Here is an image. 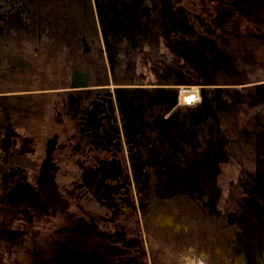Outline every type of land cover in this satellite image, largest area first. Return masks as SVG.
Here are the masks:
<instances>
[{"label":"flooded vegetation","instance_id":"1","mask_svg":"<svg viewBox=\"0 0 264 264\" xmlns=\"http://www.w3.org/2000/svg\"><path fill=\"white\" fill-rule=\"evenodd\" d=\"M194 1L0 0V231L35 235L33 197L55 188L19 142L49 98L59 133L45 142L65 150L76 135L95 151L74 188H104L103 236L123 264H264V78L240 93L167 66L194 36L178 26Z\"/></svg>","mask_w":264,"mask_h":264},{"label":"rangeland","instance_id":"2","mask_svg":"<svg viewBox=\"0 0 264 264\" xmlns=\"http://www.w3.org/2000/svg\"><path fill=\"white\" fill-rule=\"evenodd\" d=\"M175 6L179 5V2L191 3L192 0H170ZM204 3L199 4L200 0L194 2L192 6L188 5V11L185 12L184 16L181 14L178 17V26L183 30H188L186 27V22H192V25L196 28L193 31V38L187 37L183 40L181 44L182 52L185 56L176 57L173 54L168 55L167 66L170 69H174L175 64H180L185 61V58H194L193 55L200 54L202 51L204 53L219 52V54H225L220 47V42H215L214 38H210L213 32L223 30L230 31L234 29L238 31V27L241 22V18L254 17L256 21L263 19L264 21V0H203ZM181 2V3H182ZM187 5V4H186ZM170 12V8L167 7ZM173 12V11H172ZM186 20V21H185ZM259 32L264 33V26H259ZM248 31H241L239 40L235 44V49L239 54L241 61L243 59H251L250 63H253V69L251 70V75L248 77L246 85L244 87L240 86V83L234 85L236 89L241 88L245 91H253L262 82L260 80L264 78L262 75V70H260L259 65L264 64V39L254 38V36ZM188 33V32H187ZM189 34V33H188ZM174 38V43H176ZM213 55H216L213 53ZM193 88V87H192ZM31 101L28 98V103ZM45 106L47 107L49 113L40 112L37 106H33L34 114H32L33 124L35 126V132L31 136L29 134H23V139L19 140L21 146H25L34 156L38 159L42 166L51 167V170L44 168L38 171L39 182L38 186L44 187L49 181L54 180L55 188H50V191L46 188H38V192L34 195V203L42 204L38 208L39 214L43 217L38 218V240H36V246L39 248L34 250L33 254L38 256L42 250L40 248V243L42 244V238L44 239H54L53 246L51 245L49 249H54L57 247H62L63 242H67V250L77 251L82 249L84 254H82L81 259L85 263L89 264H123L126 261V257L114 254L115 246H118L121 241L119 239H107L103 235L109 228L103 226L104 221V211L109 210L107 206H100L99 195L105 192L104 188H98L95 181L89 182V186L86 188H74L78 184L76 174L79 171L88 174L90 172L91 166L90 161L97 160V155L93 148L84 143V140L77 138L74 135V145L65 150L61 145L55 144L54 150H49L46 144V135L50 133L58 134L57 130V119L52 120L50 117L51 112H57L59 110V105L56 101H52L49 98L45 99ZM53 115V114H51ZM12 116H10L11 118ZM12 120L17 121L19 125H26L24 120L18 116H13ZM30 123V122H29ZM54 125V126H52ZM33 130V129H32ZM25 131V130H24ZM80 144L86 146L87 156L89 157L88 162L85 163V153L80 150ZM50 157H48V154ZM54 155V156H52ZM28 165L26 160H24L25 168ZM29 166V165H28ZM87 176V175H85ZM70 181L71 188H58L62 187L64 180ZM75 184V185H74ZM79 186V185H78ZM28 191V190H27ZM25 193V192H24ZM27 193V192H26ZM24 195V198L27 193ZM30 198V196H29ZM50 201L49 203H46ZM46 203V204H45ZM45 211L44 213H42ZM49 210V214L47 212ZM47 212V213H46ZM48 214V215H46ZM57 238V239H56ZM76 239V240H74ZM79 242H78V241ZM30 247V246H29ZM37 253H36V252ZM45 252V251H44ZM6 249H4V257L8 259ZM36 253V254H35ZM17 258V259H16ZM14 258L18 262L25 263L27 260L26 252L20 250L17 257ZM50 262V263H49ZM55 257L50 255L47 264H54ZM74 264V262L69 258L67 264Z\"/></svg>","mask_w":264,"mask_h":264},{"label":"trees","instance_id":"3","mask_svg":"<svg viewBox=\"0 0 264 264\" xmlns=\"http://www.w3.org/2000/svg\"><path fill=\"white\" fill-rule=\"evenodd\" d=\"M196 1L194 2L196 3ZM200 1L202 2L197 4L199 6L201 3H204L203 0ZM259 23L264 26V21L256 22L254 20V17L250 16L248 18H241L238 31L231 29L230 31L219 30L213 32L210 38H214L215 42L221 43L220 47L222 48V51L225 52L224 55L223 53L219 54V52L204 53V51H202L200 54H198V56H196V54L193 55L194 58H185V61H182L180 64H175V66H173L174 67L173 70H177L178 75L183 79L184 78L190 79L191 83H196L203 79H207L211 82L230 83V84L239 83L241 81H247L248 77L251 75V70L253 69V63H250L251 59L249 58L243 59V61H241V58H239V54L233 48H235V44L239 40V36L241 35L242 30L243 31L247 30L248 31L247 33H250L254 36V38H257L258 34L256 33L255 27ZM213 53L216 55H213ZM180 56H185L184 52L180 53ZM259 68L260 70H262V72H264V64H260ZM27 99L28 98H24L23 101L28 102ZM34 105L38 107L40 112H42L43 106L41 103L38 104L34 103L33 106ZM42 204L43 203L39 204V207H41ZM44 212L45 211H43L42 209V213ZM47 212L49 214L48 209ZM43 216L39 214L38 218ZM38 228L39 227H37L35 235H31L30 231L22 232L21 229L18 228V225L17 226L15 225L13 229H9L5 233L0 231V264H47L50 255H52V257H55L54 264H67V260L69 258L74 262V264H89L83 262L81 259L82 254H84L82 249H79L77 251L67 250V242L62 241L61 238L59 239V241L63 242V246L62 247L56 246L54 249H49V248L51 245L53 246V242L55 238L54 239H47V237H45L44 239L42 238V244L40 243V248L42 247L41 249L44 250L45 252L44 251L41 252V254L40 255L38 254V256L34 255L31 247H33L34 250L38 252L37 249L39 247L35 245L36 244L35 239L38 240L37 238L39 234L37 232ZM27 232H29L27 236L25 234L24 235L21 234L20 236V233H27ZM4 249H6V252H8L7 253L8 259H5L4 257ZM20 250H24L26 252L27 260L25 263L16 261L17 254Z\"/></svg>","mask_w":264,"mask_h":264},{"label":"water","instance_id":"4","mask_svg":"<svg viewBox=\"0 0 264 264\" xmlns=\"http://www.w3.org/2000/svg\"><path fill=\"white\" fill-rule=\"evenodd\" d=\"M115 234V232H110V233H107L105 236L106 237H110V236H112V235H114Z\"/></svg>","mask_w":264,"mask_h":264}]
</instances>
